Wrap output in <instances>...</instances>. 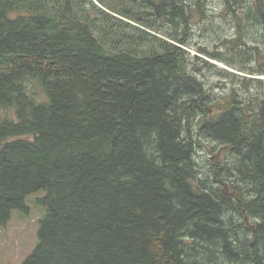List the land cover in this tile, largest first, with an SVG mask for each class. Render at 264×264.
<instances>
[{
	"label": "trees",
	"instance_id": "obj_1",
	"mask_svg": "<svg viewBox=\"0 0 264 264\" xmlns=\"http://www.w3.org/2000/svg\"><path fill=\"white\" fill-rule=\"evenodd\" d=\"M194 9L0 0V228L45 191L21 264H264V79L216 101L182 47ZM234 18L264 36V0Z\"/></svg>",
	"mask_w": 264,
	"mask_h": 264
},
{
	"label": "rangeland",
	"instance_id": "obj_2",
	"mask_svg": "<svg viewBox=\"0 0 264 264\" xmlns=\"http://www.w3.org/2000/svg\"><path fill=\"white\" fill-rule=\"evenodd\" d=\"M185 1L195 7L190 16L188 44L182 46L188 53L189 71L203 82L218 102L223 101L232 89L238 96L251 99L255 88L250 83L244 84L243 77L264 79V75L249 70L254 68L257 60L264 58L263 28L247 25L246 18L238 22L234 14L248 8L252 0H230L234 12L226 9L223 0ZM231 3L228 8H231ZM200 142L201 146L196 147V162L201 174L216 186L219 182L213 176L209 161H214L213 152L219 147L202 137ZM44 194V190H39L26 196V210H13L6 224L0 228V264H21L34 248L39 221L44 214V208L37 199ZM233 220L242 222L246 228L254 219L239 218L233 213Z\"/></svg>",
	"mask_w": 264,
	"mask_h": 264
}]
</instances>
